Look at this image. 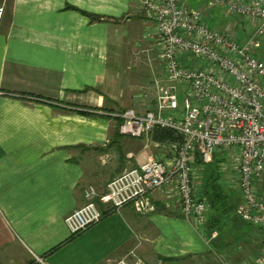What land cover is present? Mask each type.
<instances>
[{"label": "crops", "instance_id": "1", "mask_svg": "<svg viewBox=\"0 0 264 264\" xmlns=\"http://www.w3.org/2000/svg\"><path fill=\"white\" fill-rule=\"evenodd\" d=\"M0 3V264H112L126 255L144 264H251L264 229L210 206L191 225L165 187L153 191L150 214L98 201L102 218L69 232L64 219L88 186L102 193L123 170L170 156L151 132L117 130L125 109L155 105L163 69L154 24L133 0ZM202 183L203 172L201 196Z\"/></svg>", "mask_w": 264, "mask_h": 264}, {"label": "built area", "instance_id": "2", "mask_svg": "<svg viewBox=\"0 0 264 264\" xmlns=\"http://www.w3.org/2000/svg\"><path fill=\"white\" fill-rule=\"evenodd\" d=\"M133 1L154 24L163 79L155 81L153 108L141 114L125 109L117 130L137 138L154 127H167L182 140L162 142L167 159L148 157L123 170L107 181L102 193L88 186L84 204L64 219L69 232L79 233L101 219L98 201L113 208L130 204L137 213L150 214L156 210L153 191L161 187L174 195L181 216L201 224L209 204L197 189L203 166L196 160L207 164L214 155L239 193L236 215L264 229V58L256 52L264 36V0L207 1L208 8H222L230 18L244 20L249 33L242 42L232 28L211 27L203 10L180 0ZM3 15L0 3V25ZM246 263L264 264V254ZM112 264L144 262L126 255Z\"/></svg>", "mask_w": 264, "mask_h": 264}, {"label": "trees", "instance_id": "3", "mask_svg": "<svg viewBox=\"0 0 264 264\" xmlns=\"http://www.w3.org/2000/svg\"><path fill=\"white\" fill-rule=\"evenodd\" d=\"M82 13L89 16L92 20L99 19L95 14L86 13L84 11H82ZM261 53L258 54L264 58V52ZM151 137L153 140L160 143L182 140V136L174 130L159 126L154 127L151 131ZM219 161L220 158L217 155L214 156L212 162L207 164H202L199 158L196 160L197 164L203 166L202 197L207 200L209 206L214 209V211H233L238 204L239 193L235 189L227 188L223 183L222 172H220L218 168Z\"/></svg>", "mask_w": 264, "mask_h": 264}, {"label": "rangeland", "instance_id": "4", "mask_svg": "<svg viewBox=\"0 0 264 264\" xmlns=\"http://www.w3.org/2000/svg\"><path fill=\"white\" fill-rule=\"evenodd\" d=\"M207 1L208 0H186V4L189 6V8H196V9H201V10H203V11H205V18H206V22L207 23H209L211 26H215L214 25V23H213V21H212V14H213V12L214 11H212L214 8H208L207 7ZM220 9H222V8H220ZM212 11V12H211ZM220 16L221 17H223V19L224 20H222L221 19V21L219 22V26L221 27V29H223L224 27H225V25H226V23H228V29L230 30L231 28L233 29V31L234 32H236L237 34L239 33V35H241V31H243V35L245 36V37H247V35H248V31H247V29L245 28V24H244V20L242 19V18H237V17H231L230 18V16H228L226 13H225V10L224 9H222V11L220 10ZM230 22V23H229ZM231 24V25H230ZM219 27V28H220ZM249 27V26H248ZM250 28V27H249ZM244 29L246 30V32H244ZM252 28H250V30H251ZM257 52L258 53H261V52H264V36L263 37H261L260 38V47L257 49ZM262 54V53H261ZM182 89H183V87L182 86H180L179 87V89H178V100H179V102H181L182 101V99H183V93H182ZM218 156V155H217ZM219 157V156H218ZM214 158V157H213ZM212 162V161H211ZM219 163V162H218ZM221 165L220 164H218V168H219V171L221 172V170H220V167ZM222 175H223V173H222ZM223 177V176H222ZM228 179V178H227ZM222 180H223V178H222ZM230 182H228V183H226V182H224V180H223V183L225 184V186L227 187V188H229V189H235L236 190V188H235V185H234V182L232 181V180H230V179H228ZM196 182H197V184H199V178H198V176H197V179H196ZM198 189V188H197ZM199 189H200V187H199ZM168 193V192H167ZM238 202H239V200H238ZM102 218V217H101ZM183 218H185V217H183ZM185 219H187V218H185ZM189 223L191 224V225H194V226H197L198 224L197 223H195V221L193 220V219H189ZM261 254H264V249H262L261 250V252H260ZM260 253H255L256 255H258V254H260ZM252 257H253V255H252Z\"/></svg>", "mask_w": 264, "mask_h": 264}]
</instances>
